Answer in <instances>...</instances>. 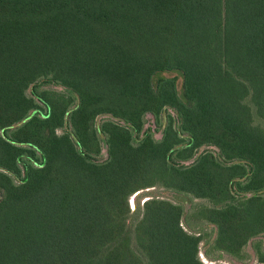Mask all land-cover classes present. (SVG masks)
<instances>
[{
	"label": "trees",
	"instance_id": "trees-1",
	"mask_svg": "<svg viewBox=\"0 0 264 264\" xmlns=\"http://www.w3.org/2000/svg\"><path fill=\"white\" fill-rule=\"evenodd\" d=\"M192 218L264 263V0H0V264H206Z\"/></svg>",
	"mask_w": 264,
	"mask_h": 264
},
{
	"label": "rangeland",
	"instance_id": "rangeland-1",
	"mask_svg": "<svg viewBox=\"0 0 264 264\" xmlns=\"http://www.w3.org/2000/svg\"><path fill=\"white\" fill-rule=\"evenodd\" d=\"M158 76L161 77H176L177 78V90L180 92L181 89V77L175 73V72H164L159 74ZM46 89L49 90H53V91H57V92H64V90L61 87L58 86H48L45 87ZM102 118H98L97 123L100 122ZM144 129H150L151 131H155V123H154V119L151 115H146L145 117V126ZM154 138L155 139H159L160 138V133L159 132H154ZM204 150H211L214 153H216L217 151L214 148H202L200 150V152H203ZM106 158V148L104 146V144L102 143L101 146V154L100 156L96 159L97 161H103ZM160 198V199H165V200H169L173 203H183L185 206V209L189 207V204L187 202V200L183 197V196H176L175 194L173 195L172 193L168 192L167 190H164L162 188H152V189H146L143 191H140L138 194H134L133 196L130 197L129 199V207L130 209H134L135 206L137 205V203L142 204L146 199L149 198ZM192 203L196 204V205H200V204H204V201H200V200H195ZM192 223L194 226L198 227L199 225L201 226V228L203 229L202 233L208 234L210 235V237H205V239L203 240V242L200 244V248H199V259L206 264H258L257 259H256V253L252 250V248H250V246H246L244 248V253L247 255L246 259L242 262H238L235 259H233L230 256H227L225 254H223L221 256V258L219 260H216L215 262H210L209 260L211 259H206L205 256L203 255V251H208L209 254V258H216L217 255H219V252H216V250H212V248L210 249L209 247H207V244L210 243V241L212 240V238L214 237V233H211V226L202 224L197 222L195 219L192 218ZM207 243V244H206ZM221 255V254H220Z\"/></svg>",
	"mask_w": 264,
	"mask_h": 264
},
{
	"label": "crops",
	"instance_id": "crops-1",
	"mask_svg": "<svg viewBox=\"0 0 264 264\" xmlns=\"http://www.w3.org/2000/svg\"><path fill=\"white\" fill-rule=\"evenodd\" d=\"M258 264H264V263H258Z\"/></svg>",
	"mask_w": 264,
	"mask_h": 264
}]
</instances>
